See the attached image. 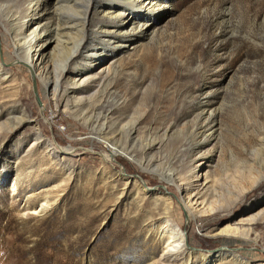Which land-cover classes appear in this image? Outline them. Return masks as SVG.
Here are the masks:
<instances>
[{
	"label": "rangeland",
	"instance_id": "1",
	"mask_svg": "<svg viewBox=\"0 0 264 264\" xmlns=\"http://www.w3.org/2000/svg\"><path fill=\"white\" fill-rule=\"evenodd\" d=\"M21 1L0 0V264H158L165 208L189 264H264V0H142L134 19L126 0ZM18 6L24 32L69 15L82 32L17 48ZM65 65L78 87L57 86ZM199 181L193 218L180 188Z\"/></svg>",
	"mask_w": 264,
	"mask_h": 264
},
{
	"label": "bare ground",
	"instance_id": "2",
	"mask_svg": "<svg viewBox=\"0 0 264 264\" xmlns=\"http://www.w3.org/2000/svg\"><path fill=\"white\" fill-rule=\"evenodd\" d=\"M75 1L76 0H60L59 3L62 5L63 9H65L71 4H74ZM126 1H128L127 3L128 7L124 9L123 12H129L130 16H132V19L138 16L137 14L138 12L136 10L138 11L143 10V7H145L147 3L146 2V3H143L142 5H139L137 3L142 0H136L137 2L134 0H126ZM113 10L114 9H110V11H113ZM21 11H22L21 6H18L17 10L13 11L14 13H12L10 17H7L8 19L7 24L9 26V29L12 32L13 36L17 39V48L23 45H27L29 50H31L33 46L37 44L38 47H40V49L42 50L48 43H55L56 45H58L60 44V42H63V44H65L63 46V49L64 48L66 49L67 43L70 40L67 38L64 39L66 36H68L66 34L68 33L70 34L74 31H77V33L82 32V28L84 25L79 16L69 15L66 17H62L60 20H58L59 22L51 25L50 27L38 26L31 32L29 31L24 32L20 30L18 27L20 24ZM77 46L78 47H76V49L71 52L68 62H73L77 59V54L80 52L82 45L80 43ZM95 54L96 53H92L90 57L95 56ZM27 60H28L29 67L35 73L36 78L38 76L42 77V76H47L49 74L48 70L45 69L44 71H42L40 69L41 65L45 61L43 52L40 53V50H35V54H31V51H29ZM66 68H67V65H65L62 68V72L55 79L57 86H59V84H61L62 81H64L66 84H70L73 88L78 87L80 85L79 75H76V76L74 75L70 78L66 77L67 76L65 75ZM3 70H5V68L1 66L0 72H2ZM5 78L6 77H4L3 80ZM201 130H202L201 133L204 134L206 132L205 131L206 126L202 125ZM36 143L38 144L40 143V141ZM52 146L54 145L48 146L50 155L56 154ZM158 146L159 144H157V142L150 143L144 150L145 154L150 155V153L153 150L157 149ZM58 148L60 149V147ZM104 159L106 161H113V156L106 155L104 156ZM200 183L201 182L199 181L197 187H191L188 184L186 188H183V187L180 188L181 193L184 194L182 198L183 199L182 206L187 211L188 215L193 218L198 217L200 214H203L208 209V207H206L207 201L204 200L205 192L207 190L206 182L201 183V184ZM258 184L259 183L257 182L255 185H258ZM16 191H17V186H14L12 195H15ZM22 211H28L27 206L23 207ZM209 212H213V210H209ZM161 218H162V226H160L159 235L161 239L167 238L168 242L164 250L163 256L161 257V260L159 261L158 264H189V263H192V259H191L192 254L190 252L189 237L185 235L184 230L182 229L181 225L177 223L175 219H173L174 216H173L172 208H169V209L165 208V210H163V213L161 214ZM223 234H227V236L241 237L244 239L246 238V240L250 238V234L245 233L244 229H241V228H228Z\"/></svg>",
	"mask_w": 264,
	"mask_h": 264
}]
</instances>
